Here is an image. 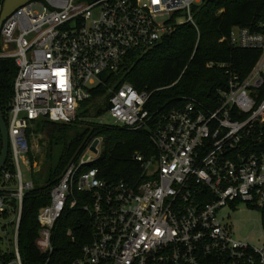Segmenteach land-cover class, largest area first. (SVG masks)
Here are the masks:
<instances>
[{
    "label": "built area",
    "instance_id": "obj_1",
    "mask_svg": "<svg viewBox=\"0 0 264 264\" xmlns=\"http://www.w3.org/2000/svg\"><path fill=\"white\" fill-rule=\"evenodd\" d=\"M206 1L36 0L6 19L0 58L18 66L8 124L15 172L4 168L0 175V254L10 255L7 264H25L23 206L36 187L20 166L21 159L32 170L36 165L29 129L41 119L76 122L102 86L110 94L111 125L148 130L155 152L135 156L142 171L134 181H107L89 167L104 144L96 138L94 156L93 140L38 215L44 264H57V225L76 209L90 217L92 234L68 264H264V240L238 236L220 216L245 203L264 217V23L258 31L235 26L222 38L261 56L243 79L229 70L228 88L207 106L187 98L183 107L153 113L151 93L111 82L132 53L149 52L180 26L200 34L197 13ZM67 237L77 238L73 229Z\"/></svg>",
    "mask_w": 264,
    "mask_h": 264
},
{
    "label": "trees",
    "instance_id": "obj_2",
    "mask_svg": "<svg viewBox=\"0 0 264 264\" xmlns=\"http://www.w3.org/2000/svg\"><path fill=\"white\" fill-rule=\"evenodd\" d=\"M3 1L0 0V14ZM197 19L200 34L191 24L180 26L149 52L132 53L111 82L129 83L140 92L151 93L147 107L153 113L183 107L187 98H196L206 106L220 98V90L228 88L229 70L243 79L261 56L259 50L233 48L222 38L229 35L235 26L261 30L264 0H207L197 13ZM17 74L18 66L13 58H0V105L8 124ZM95 95L82 104L83 110L76 122L55 123L41 119L35 128L29 129L30 141L35 133H46V165L51 166L45 182L36 184L24 199L20 247L25 264L45 263L46 256L36 246L40 230L38 215L51 202L53 186L72 163L78 162L94 139L103 137L104 149L89 167L99 168L101 178L107 181H134L142 171L135 156L155 152L148 130L131 131L109 123L100 124L97 118L107 113L110 94L102 86ZM2 149L0 130V156ZM31 159L35 163L32 156ZM5 168L15 172L11 153ZM69 229L75 231V242L67 237ZM91 234V219L85 212L76 209L67 213L56 228L55 244L59 254L53 257V262L68 264L77 258L82 246L91 240ZM1 257L7 264L10 255L1 254Z\"/></svg>",
    "mask_w": 264,
    "mask_h": 264
},
{
    "label": "rangeland",
    "instance_id": "obj_3",
    "mask_svg": "<svg viewBox=\"0 0 264 264\" xmlns=\"http://www.w3.org/2000/svg\"><path fill=\"white\" fill-rule=\"evenodd\" d=\"M203 3V5H205ZM203 5L201 7H203ZM93 110V109H92ZM95 113V112H94ZM92 119H86L89 121ZM99 120H103L106 123L112 124V118L106 113ZM121 127V125H117ZM32 149L31 156L34 159L36 165L34 169L38 166L40 157L47 152L48 139L45 132H37L32 136ZM104 146H101L100 151L102 152ZM58 155H56L57 158ZM46 165V164H45ZM43 166L40 171H35L31 169V165L27 164L24 159H21L20 166L23 173L25 182L34 181L37 185L45 182L47 176V170L51 164ZM41 185V184H40ZM221 217H226V221L233 223L234 228L238 236L243 238H249L250 241L261 244L264 240V217L258 210L251 209L247 204L241 203L236 209H225L220 214ZM2 250L5 249V245L0 244Z\"/></svg>",
    "mask_w": 264,
    "mask_h": 264
},
{
    "label": "water",
    "instance_id": "obj_4",
    "mask_svg": "<svg viewBox=\"0 0 264 264\" xmlns=\"http://www.w3.org/2000/svg\"><path fill=\"white\" fill-rule=\"evenodd\" d=\"M36 0H4L2 4L1 14H0V36H1V30L3 27L4 22L8 17H10L16 10L23 7L24 5L31 3ZM0 130L2 134L3 139V149L0 156V175L5 168L9 156H10V136H9V129H8V123L6 122L3 111L0 105ZM100 143L99 139H96L93 143L92 148L90 149V153L94 156L97 155V147ZM48 147V145H47ZM48 152L44 153L38 162V166L35 168V171H40L42 167L47 163L48 161ZM0 264H4L1 254H0Z\"/></svg>",
    "mask_w": 264,
    "mask_h": 264
},
{
    "label": "crops",
    "instance_id": "obj_5",
    "mask_svg": "<svg viewBox=\"0 0 264 264\" xmlns=\"http://www.w3.org/2000/svg\"><path fill=\"white\" fill-rule=\"evenodd\" d=\"M262 25V24H261Z\"/></svg>",
    "mask_w": 264,
    "mask_h": 264
}]
</instances>
